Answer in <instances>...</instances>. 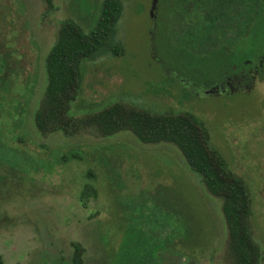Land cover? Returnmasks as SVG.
<instances>
[{
	"label": "rangeland",
	"instance_id": "1",
	"mask_svg": "<svg viewBox=\"0 0 264 264\" xmlns=\"http://www.w3.org/2000/svg\"><path fill=\"white\" fill-rule=\"evenodd\" d=\"M119 1L106 44L79 64L69 116L120 103L196 118L249 190L264 264V79L249 93L194 97L180 79L193 69L196 80L218 76L234 50L224 47L203 63L181 37L184 22L172 3L161 0L151 17L153 0ZM102 2L0 0V255L5 264H72L76 242L83 264H102L116 248L110 241L121 238L119 222L128 219L154 244L160 264H231L221 200L174 146L144 145L127 132L102 138L92 129L43 137L35 128L45 58L60 23L72 20L89 33ZM260 36L247 41V53L259 51L250 45L260 46ZM167 241L179 247L165 249Z\"/></svg>",
	"mask_w": 264,
	"mask_h": 264
},
{
	"label": "trees",
	"instance_id": "2",
	"mask_svg": "<svg viewBox=\"0 0 264 264\" xmlns=\"http://www.w3.org/2000/svg\"><path fill=\"white\" fill-rule=\"evenodd\" d=\"M160 1L157 0L154 11L158 10ZM166 1L172 3L170 8L184 22L180 35L188 47L197 51L200 61L206 63L212 54L225 51L224 47L234 50L218 76L212 78L209 75L200 78L201 81L218 79L226 71L247 72L256 62V56L260 53H247V41L255 39L260 30L261 45L250 46L259 47L258 50L264 47V0ZM120 13L119 0H103L99 17L89 33H84L72 20L66 19L60 23L56 40L45 58L46 87L34 114L36 130L43 137L57 133L74 136L88 129L94 130L102 138L127 132L144 145L166 143L174 146L188 169L200 178L206 192L221 200L231 264H260L261 249L250 225L249 190L210 147L208 131L196 118L185 113L151 114L120 103L81 117L69 116L79 87V64L106 44ZM113 51L120 55L123 49L116 46ZM191 74H194V69L188 73L193 77ZM71 156L75 157L74 154ZM134 223L128 219L119 222L121 238L116 242L110 241L116 248L107 251L102 264H160L161 258H158L154 244L149 243L148 236ZM165 244V249L179 247L175 242L167 241ZM71 246L72 264H83V247L76 242H72ZM0 264H5L1 255Z\"/></svg>",
	"mask_w": 264,
	"mask_h": 264
},
{
	"label": "flooded vegetation",
	"instance_id": "3",
	"mask_svg": "<svg viewBox=\"0 0 264 264\" xmlns=\"http://www.w3.org/2000/svg\"><path fill=\"white\" fill-rule=\"evenodd\" d=\"M259 53L256 56V62L252 64L247 72L245 70H239L233 73L226 71L218 79L212 81H201L191 76H186L182 77L180 82L188 93H191V95L197 98H219L222 96L228 97L240 93H249L258 80L264 79V47L259 50Z\"/></svg>",
	"mask_w": 264,
	"mask_h": 264
},
{
	"label": "water",
	"instance_id": "4",
	"mask_svg": "<svg viewBox=\"0 0 264 264\" xmlns=\"http://www.w3.org/2000/svg\"><path fill=\"white\" fill-rule=\"evenodd\" d=\"M156 3H157V0H153L152 1L151 9H150V16L151 17H154V10H155V7H156Z\"/></svg>",
	"mask_w": 264,
	"mask_h": 264
}]
</instances>
